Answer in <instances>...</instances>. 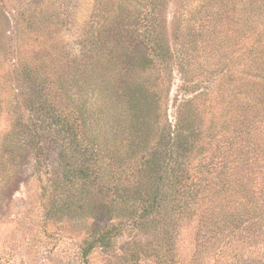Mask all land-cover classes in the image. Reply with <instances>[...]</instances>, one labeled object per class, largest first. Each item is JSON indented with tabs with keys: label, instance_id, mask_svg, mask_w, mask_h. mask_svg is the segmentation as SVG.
<instances>
[{
	"label": "trees",
	"instance_id": "16d2710c",
	"mask_svg": "<svg viewBox=\"0 0 264 264\" xmlns=\"http://www.w3.org/2000/svg\"><path fill=\"white\" fill-rule=\"evenodd\" d=\"M56 1L0 5V201L30 165L42 198L63 201L52 214H108L86 264L128 228L153 237L128 242L124 264H264V0H185L174 30L167 0H83L84 18L81 0ZM175 70L196 94L173 121Z\"/></svg>",
	"mask_w": 264,
	"mask_h": 264
},
{
	"label": "rangeland",
	"instance_id": "374dc122",
	"mask_svg": "<svg viewBox=\"0 0 264 264\" xmlns=\"http://www.w3.org/2000/svg\"><path fill=\"white\" fill-rule=\"evenodd\" d=\"M21 0H0L1 7L12 17L16 14ZM77 2L76 0H74ZM68 0H57L55 5L63 4ZM80 5V0L77 2ZM185 0H167L163 13L171 21L170 30H174L179 22L180 13L185 8ZM83 0L77 14L86 16ZM20 8V7H19ZM77 10V9H76ZM171 34V33H170ZM65 36V41L73 37ZM64 39V38H63ZM62 40L59 39V42ZM4 43L8 48L6 67L10 72L14 70L19 55L17 41V27L12 18V23L7 26ZM207 53V51H206ZM218 68L215 74L201 82L198 91H210L218 85L217 74L224 72ZM182 80L180 73L174 71V80L170 92L169 115L175 120L176 106L183 99L191 98L196 92H184L181 89ZM13 87H15L13 82ZM56 165V160L52 159ZM0 201V264H86L80 254V245L88 237L91 229L100 227L107 222L108 214L98 201L86 211H79L68 215L66 212L52 214L50 207L55 202L59 206L63 201H47L42 198V182L33 174L30 165L26 166L19 176L5 188ZM59 213V212H58ZM152 231L147 233L137 229H126L117 240L114 251L106 252L97 247L89 257V264H124L122 256H127V243L137 240L144 243L152 240ZM138 264H161L153 256L140 254ZM128 261V260H127ZM230 264H253L248 258L234 261Z\"/></svg>",
	"mask_w": 264,
	"mask_h": 264
}]
</instances>
